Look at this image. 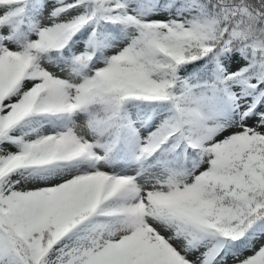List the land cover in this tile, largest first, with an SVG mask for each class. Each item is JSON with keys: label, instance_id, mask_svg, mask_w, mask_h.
Returning <instances> with one entry per match:
<instances>
[{"label": "snow or ice", "instance_id": "1", "mask_svg": "<svg viewBox=\"0 0 264 264\" xmlns=\"http://www.w3.org/2000/svg\"><path fill=\"white\" fill-rule=\"evenodd\" d=\"M0 264H264V0H0Z\"/></svg>", "mask_w": 264, "mask_h": 264}]
</instances>
